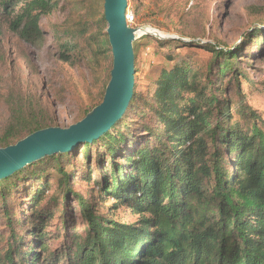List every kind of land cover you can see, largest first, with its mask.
I'll list each match as a JSON object with an SVG mask.
<instances>
[{
    "label": "trees",
    "instance_id": "1",
    "mask_svg": "<svg viewBox=\"0 0 264 264\" xmlns=\"http://www.w3.org/2000/svg\"><path fill=\"white\" fill-rule=\"evenodd\" d=\"M20 3L12 30L28 43L41 42L40 21L58 7V1L1 0L0 5L10 12ZM102 9L101 31L107 30L105 7ZM86 34L83 29L61 34L59 59L79 65L90 54V61L99 64V57L106 54L112 63L108 34L103 32L93 41L89 36L88 53L78 42ZM170 39L158 41L162 47L184 42ZM210 49L221 58L217 76L231 75L227 83L235 84L237 100L228 98L227 84L222 86L213 77V64L201 72L189 56L170 57L174 65L161 70L147 94L135 87L121 118L136 110L145 123L142 134L116 130L118 121L100 138L82 144L87 167L92 147L101 150L96 152L99 178L92 180L91 170L85 177L93 182L89 197L74 192L75 176L63 167L64 161L71 162L75 148L32 163L34 174L42 181L31 197L35 209L50 187L40 173L42 165L50 163L61 174L53 202L57 204L60 196L67 204L71 195L76 196L86 225L83 231L73 232L60 264H264V117L246 100L240 83L244 74L238 70L239 50ZM233 103L237 106L234 111ZM10 109L11 119L0 138L2 147L48 127L36 109L28 112L25 106L13 103ZM24 171L0 180L4 202ZM96 189L101 202L113 199V208L130 209L138 219L126 222L102 213ZM62 212L66 225L69 209L65 206ZM5 215L11 242L0 252V264H42L41 250L47 252V244L40 250L32 241L27 245V238L16 235L11 213ZM49 215H53L50 208L33 212L29 225L24 226L32 240L47 237L46 232L36 231ZM46 257V264H52L48 254Z\"/></svg>",
    "mask_w": 264,
    "mask_h": 264
},
{
    "label": "rangeland",
    "instance_id": "2",
    "mask_svg": "<svg viewBox=\"0 0 264 264\" xmlns=\"http://www.w3.org/2000/svg\"><path fill=\"white\" fill-rule=\"evenodd\" d=\"M57 1L58 7L42 17L40 25L44 39L35 44L22 40L11 28V21L21 3L10 12H5L0 5V138L11 119L12 103L25 106L28 112L36 109L47 120L48 127L68 128L82 120L103 100L113 60L111 63L110 57L102 54L99 64H94L90 61V54H87L84 63L82 58L81 65H73L59 59V50L61 34L67 32L72 35L76 30L83 29L87 34L78 42L80 48L83 47L88 53L89 36L93 41L106 32L101 31L99 23L105 0ZM127 10L136 15L133 26L153 27L169 37L180 38L185 42H173L172 45L162 47L158 41L160 37L153 34L143 35L135 41L137 92L147 94L161 70L174 65L175 61L170 57L183 55L191 57L192 64L200 68L201 72L213 64V77L222 86L227 84L228 98L237 100L235 87H232L235 84H228L231 75L227 74L223 78L219 74L217 76L221 58L210 51V47L236 48L239 50L238 70L244 74L240 77V83L246 100L264 117V0H129ZM236 108L233 103L232 111ZM143 122L134 110L124 120H119L115 127L125 134L133 131L138 136L142 134ZM81 147L82 144L75 147L71 162L64 161L63 167L75 176L71 184L74 192L87 198L93 182L85 177L88 170H91L92 180L99 178L96 152L100 149L98 146L92 147L91 162L87 167V158ZM105 164L109 167L108 163ZM32 165L23 168L25 171L16 179V188L8 193L7 201L4 202L0 195V252H5L11 242L10 224L5 215L9 211L18 237L27 238V245L32 241L37 250L45 243L49 247L47 252L41 250L42 264L47 263V254L52 264H60L63 262L60 255L71 242L73 232L83 231L86 225L79 214L76 196L71 195L67 204L60 196H57V204L53 202V196L58 194L61 174L50 163L43 164L40 171L50 187L40 207L35 209L31 197L35 189L42 186V181L34 174L35 168ZM95 194L102 213H112L115 218L126 222L138 219V215L130 209L113 208V199L101 202L98 189ZM64 205L66 211L69 209L66 225L62 220ZM39 208H50L53 211L52 217H45V222L36 231L47 234L40 242L32 240L24 229L25 224L29 225L33 212Z\"/></svg>",
    "mask_w": 264,
    "mask_h": 264
},
{
    "label": "water",
    "instance_id": "3",
    "mask_svg": "<svg viewBox=\"0 0 264 264\" xmlns=\"http://www.w3.org/2000/svg\"><path fill=\"white\" fill-rule=\"evenodd\" d=\"M104 7L113 67L102 102L68 128L47 127L29 134L15 144L1 147L0 180L46 156L68 152L79 144L93 142L124 116L135 92L134 43L143 35L153 33H140L142 28L148 26L128 23L126 11L129 0H105Z\"/></svg>",
    "mask_w": 264,
    "mask_h": 264
},
{
    "label": "bare ground",
    "instance_id": "4",
    "mask_svg": "<svg viewBox=\"0 0 264 264\" xmlns=\"http://www.w3.org/2000/svg\"><path fill=\"white\" fill-rule=\"evenodd\" d=\"M148 32L153 33V34H157V35H161V36H167L165 33L153 29V27H144L140 31V33H148Z\"/></svg>",
    "mask_w": 264,
    "mask_h": 264
},
{
    "label": "built area",
    "instance_id": "5",
    "mask_svg": "<svg viewBox=\"0 0 264 264\" xmlns=\"http://www.w3.org/2000/svg\"><path fill=\"white\" fill-rule=\"evenodd\" d=\"M126 17H127L128 23L132 25L135 21L134 13L131 10H127Z\"/></svg>",
    "mask_w": 264,
    "mask_h": 264
}]
</instances>
